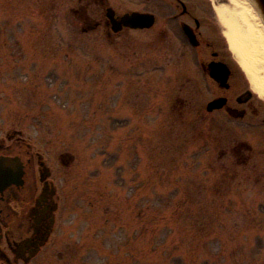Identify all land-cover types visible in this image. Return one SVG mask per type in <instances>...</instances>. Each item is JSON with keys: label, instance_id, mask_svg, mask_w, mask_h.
<instances>
[{"label": "rangeland", "instance_id": "obj_1", "mask_svg": "<svg viewBox=\"0 0 264 264\" xmlns=\"http://www.w3.org/2000/svg\"><path fill=\"white\" fill-rule=\"evenodd\" d=\"M196 1L224 35L230 0ZM71 4L0 0V137L42 154L60 203L30 264H264L263 187L222 185L193 124L171 118L183 61L80 33Z\"/></svg>", "mask_w": 264, "mask_h": 264}, {"label": "flooded vegetation", "instance_id": "obj_2", "mask_svg": "<svg viewBox=\"0 0 264 264\" xmlns=\"http://www.w3.org/2000/svg\"><path fill=\"white\" fill-rule=\"evenodd\" d=\"M71 3L80 33L98 32L109 44L142 41L153 52L182 60L187 84L170 101L171 118L193 124L198 146L219 162L222 185L248 173L249 182L264 189V98L196 0ZM133 12L146 15L125 20ZM59 210L52 169L42 154L20 131L0 137V264L37 259L55 231Z\"/></svg>", "mask_w": 264, "mask_h": 264}, {"label": "bare ground", "instance_id": "obj_3", "mask_svg": "<svg viewBox=\"0 0 264 264\" xmlns=\"http://www.w3.org/2000/svg\"><path fill=\"white\" fill-rule=\"evenodd\" d=\"M215 7L224 35L253 89L264 98V24L250 0H230Z\"/></svg>", "mask_w": 264, "mask_h": 264}, {"label": "water", "instance_id": "obj_4", "mask_svg": "<svg viewBox=\"0 0 264 264\" xmlns=\"http://www.w3.org/2000/svg\"><path fill=\"white\" fill-rule=\"evenodd\" d=\"M250 1L253 4L254 8L256 9L257 13L259 14V16L262 19V22L264 24V0H250ZM145 15L146 14H143V13L133 12L131 15H125L124 18H125V20H130V21L140 20Z\"/></svg>", "mask_w": 264, "mask_h": 264}]
</instances>
